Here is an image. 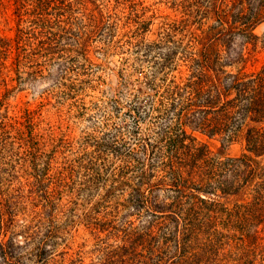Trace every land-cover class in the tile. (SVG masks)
<instances>
[{"label":"trees","instance_id":"obj_1","mask_svg":"<svg viewBox=\"0 0 264 264\" xmlns=\"http://www.w3.org/2000/svg\"><path fill=\"white\" fill-rule=\"evenodd\" d=\"M231 1L232 19L218 0L225 33L192 35L178 48L167 17L146 40L156 14L142 0H0V264L47 262L58 215L111 173L110 156L120 161L110 191L79 222L99 261L89 264H264V62L252 68L253 50L228 45L234 29L242 44L259 40L264 0ZM93 49L134 52L151 74L141 66L143 80L123 85L126 110L116 105L75 148L58 124L45 128L42 108L54 95L77 105L69 75L87 76ZM45 71L52 84L38 102L9 104ZM146 117L152 134L137 138ZM130 139L138 142L126 152ZM234 144L240 153L230 156ZM18 160L24 173L11 181L3 175ZM115 190L122 202L99 218Z\"/></svg>","mask_w":264,"mask_h":264},{"label":"rangeland","instance_id":"obj_2","mask_svg":"<svg viewBox=\"0 0 264 264\" xmlns=\"http://www.w3.org/2000/svg\"><path fill=\"white\" fill-rule=\"evenodd\" d=\"M146 6L150 8L156 14V19L150 27L149 33L146 35L147 41H154L157 38V33L160 28L161 21L164 17H167V22L170 24L171 33V45L178 48H185L189 44V40L192 35H196L198 38L204 36L209 32L225 33V29L221 30V23L219 18L222 12H219L218 7L220 3L218 0H142ZM246 2L254 3L252 0H246ZM232 1L227 0L226 8L227 13L232 14L234 10H229L232 6ZM250 6V5H247ZM150 14V13H149ZM232 19L233 16L230 15ZM162 31V28H160ZM243 30L234 29L236 34L235 39L228 45L230 46H245L253 50L256 54V62H252V68H259L264 62V20L259 23L254 29L253 34L259 37L257 42L248 44H242L241 35ZM137 54L134 52L124 54H113L110 52L106 57L101 55L96 49L90 51V59L92 65L88 68L87 76H76L70 74L69 78H73L74 85L78 89L76 94V103L74 105V98H57L50 96L49 100L44 101L42 108V119L45 123V128H48L49 124H58L62 130L70 133L75 138V148L82 142L83 138L90 134L91 129L98 128L102 125L107 118H112L114 114V108L116 105L120 107L121 111L126 110L128 106L127 90L128 87L123 86L127 83H133L136 80L142 81L143 75L139 73L141 66L147 75L151 74L146 62H140L135 60ZM140 58V56H138ZM49 70L58 71L56 65L49 66ZM48 71H45L43 75L38 77L37 80L28 84H23L11 93H9V104L14 105L16 102L34 103L37 96L43 89H48L52 84V79L48 77ZM99 76V77H98ZM131 85H129V88ZM145 88V92H146ZM119 103V104H118ZM73 104V105H71ZM152 119L146 117L141 121L138 128V137L145 135L150 136V128L152 127ZM44 133H46L44 131ZM69 134V135H70ZM199 139H204L198 136ZM136 140L130 139L125 145V151L127 152L131 148H136ZM138 144V143H137ZM138 149V147H137ZM125 152V153H126ZM240 153V147L237 144L231 145L227 154L230 156H237ZM5 156V155H0ZM20 156V155H19ZM21 157V156H20ZM23 157V156H22ZM7 158H1L0 160H6ZM14 157L13 160H15ZM22 159V158H20ZM5 162V161H3ZM14 165L9 170V175L4 174L11 181L24 173L23 165L18 160L13 161ZM6 165V164H5ZM3 165L6 168L7 165ZM120 161L110 156L105 160L104 167L108 172L100 176L101 180L97 184H93L87 191L79 193L72 206H70V212L67 215H58V219L55 221L56 231L53 232L50 244H52L53 250L47 262L43 264H76L80 260L77 259V252L83 260L84 264L98 263L97 258L91 254L94 247V241L89 233V229L85 228L83 223H79L86 214L90 212V209L100 201L102 197L108 195L110 182L108 181L112 172H115L119 167ZM11 177H16L11 179ZM7 183V180L2 181V187ZM106 190H108L106 192ZM117 190L114 192V196L105 203V208H100L101 212L98 217L108 220L111 218L110 211L116 206L117 203L122 202V198H116ZM158 199H164V193L157 192ZM118 199V201H117ZM117 202V203H116ZM119 216L122 214L121 206H118ZM75 239V241L73 240ZM73 241L76 242L73 244ZM27 264H33L32 260H28Z\"/></svg>","mask_w":264,"mask_h":264}]
</instances>
